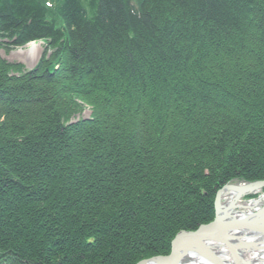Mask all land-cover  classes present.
<instances>
[{"label": "trees", "instance_id": "trees-1", "mask_svg": "<svg viewBox=\"0 0 264 264\" xmlns=\"http://www.w3.org/2000/svg\"><path fill=\"white\" fill-rule=\"evenodd\" d=\"M39 40L0 55V264L166 255L264 179V0H0V49Z\"/></svg>", "mask_w": 264, "mask_h": 264}, {"label": "water", "instance_id": "water-1", "mask_svg": "<svg viewBox=\"0 0 264 264\" xmlns=\"http://www.w3.org/2000/svg\"><path fill=\"white\" fill-rule=\"evenodd\" d=\"M237 182L241 183V185H235L234 183L236 182H228L216 191L214 198V218L210 222L199 225L195 230L179 231L174 235L170 242V251L168 254L142 259L136 264H145L151 259L159 260V264H182V258L193 252H195V255H198L201 259L206 260L211 264H223L215 259L216 255L212 252L211 248L194 245L209 238H217L226 245L228 250H230L233 264H251V262L248 263V261L245 260L243 255L240 262V255L238 252H240L242 247L254 250L258 244L264 242V203H262L259 208H255L249 212H232L229 211V209L234 206L233 202L227 204L225 208H222L219 199L223 188L235 187L238 189V194L235 195L232 201L236 202V200L241 197V194L248 192V189L263 188L264 179L249 182ZM233 230L236 231L233 232ZM235 238L241 239L240 243H234L233 241Z\"/></svg>", "mask_w": 264, "mask_h": 264}, {"label": "bare ground", "instance_id": "bare-ground-1", "mask_svg": "<svg viewBox=\"0 0 264 264\" xmlns=\"http://www.w3.org/2000/svg\"><path fill=\"white\" fill-rule=\"evenodd\" d=\"M24 46H23L24 48H19L15 52L17 54H27L29 55V58L34 61L37 58L38 51L40 48V43L30 42ZM234 184L241 185V183L239 182H236ZM243 184L248 185L246 183H243ZM257 192H259V194ZM247 193L250 199L245 200L243 196ZM247 193L241 194L240 195L241 197L238 200H236V202H234L232 200L234 199L235 195L238 194V189H236L235 187L223 188L221 190L220 199H219L221 207L225 208L227 204H230L231 202H233L234 206L230 208L229 211L249 212L250 210L252 211L255 208H259L262 205L261 203H264V190L262 188L260 189L250 188L248 189ZM234 231L236 230H233V232ZM240 241L241 239L235 238L233 242L240 243ZM194 245L195 246H207L208 248H211L212 252L216 255L215 259L218 262H222L223 264H233L230 250H228L226 245L221 240H218L217 238L216 239L209 238L207 240L205 239V240H202V242L200 241ZM194 253L195 252L185 255V257L182 258L181 263L182 264H211L207 262L206 260L201 259L198 255H195ZM238 254L240 255V259H239L240 262H241V259L244 257L245 260L248 261V263L251 262V264H264V242H262L261 244H258L254 250L252 249L249 250L246 247H242L240 252H238ZM159 263H160L159 260L151 259L147 261L145 264H159Z\"/></svg>", "mask_w": 264, "mask_h": 264}, {"label": "rangeland", "instance_id": "rangeland-1", "mask_svg": "<svg viewBox=\"0 0 264 264\" xmlns=\"http://www.w3.org/2000/svg\"><path fill=\"white\" fill-rule=\"evenodd\" d=\"M36 43H40V48H39V51H38V55H37V58L39 56V54L41 53V49L43 47V44H42V41H34ZM25 47V46H24ZM24 47H16V48H12L11 50L9 51H4L3 49H0V54L2 55V57L6 58L7 60L9 61H12V62H22L27 68L33 66V64L36 62L37 58L33 61L29 58V55L27 54H17L15 51L19 48H24ZM89 109L88 108H85L83 110V112L81 113V117H86L89 115ZM80 115L76 116V118H78ZM259 194V192H257ZM243 198L245 200H248L250 199L249 195L246 194L243 196ZM262 204V203H261Z\"/></svg>", "mask_w": 264, "mask_h": 264}]
</instances>
